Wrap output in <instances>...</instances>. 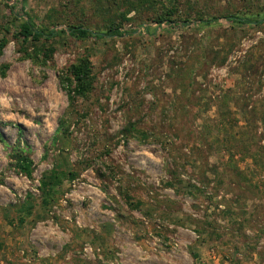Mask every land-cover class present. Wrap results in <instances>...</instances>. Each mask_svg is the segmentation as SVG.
Segmentation results:
<instances>
[{
  "label": "rangeland",
  "instance_id": "1",
  "mask_svg": "<svg viewBox=\"0 0 264 264\" xmlns=\"http://www.w3.org/2000/svg\"><path fill=\"white\" fill-rule=\"evenodd\" d=\"M0 264H264V0H0Z\"/></svg>",
  "mask_w": 264,
  "mask_h": 264
},
{
  "label": "trees",
  "instance_id": "2",
  "mask_svg": "<svg viewBox=\"0 0 264 264\" xmlns=\"http://www.w3.org/2000/svg\"><path fill=\"white\" fill-rule=\"evenodd\" d=\"M237 18V17H236ZM212 19L202 20L208 23ZM239 21L244 22H255L257 20H252L251 18H237ZM70 31L74 33L77 37H89L93 36L95 38L106 37L107 35L114 34L116 30H107L106 32H92L82 27H71ZM20 33L23 39H31L32 41H38L40 38H49L53 36V29H43L35 27L34 24L30 23L29 20H24L20 24ZM61 77L65 79V91L69 101L73 100L75 97L82 95L89 87L91 81V70L89 64L86 60L80 63L71 64L67 68V72L61 74ZM18 167L21 172L25 175L29 174V164L26 156L22 155L19 159ZM22 221V220H21Z\"/></svg>",
  "mask_w": 264,
  "mask_h": 264
}]
</instances>
